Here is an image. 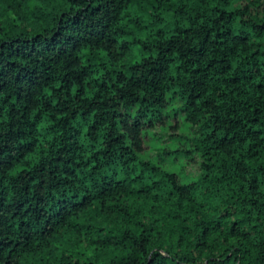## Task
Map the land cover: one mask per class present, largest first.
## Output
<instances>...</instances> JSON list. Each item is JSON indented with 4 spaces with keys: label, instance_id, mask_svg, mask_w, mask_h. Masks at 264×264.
<instances>
[{
    "label": "trees",
    "instance_id": "1",
    "mask_svg": "<svg viewBox=\"0 0 264 264\" xmlns=\"http://www.w3.org/2000/svg\"><path fill=\"white\" fill-rule=\"evenodd\" d=\"M0 264H264V0H0Z\"/></svg>",
    "mask_w": 264,
    "mask_h": 264
}]
</instances>
